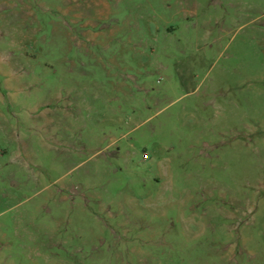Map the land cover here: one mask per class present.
I'll return each instance as SVG.
<instances>
[{
  "label": "rangeland",
  "instance_id": "obj_1",
  "mask_svg": "<svg viewBox=\"0 0 264 264\" xmlns=\"http://www.w3.org/2000/svg\"><path fill=\"white\" fill-rule=\"evenodd\" d=\"M0 264H264V0H0Z\"/></svg>",
  "mask_w": 264,
  "mask_h": 264
}]
</instances>
